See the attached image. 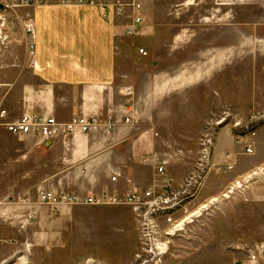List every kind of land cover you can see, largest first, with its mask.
Returning a JSON list of instances; mask_svg holds the SVG:
<instances>
[{
  "label": "rangeland",
  "instance_id": "1",
  "mask_svg": "<svg viewBox=\"0 0 264 264\" xmlns=\"http://www.w3.org/2000/svg\"><path fill=\"white\" fill-rule=\"evenodd\" d=\"M142 5L144 22L134 37L124 33L127 21L113 11L110 17L121 27L114 35L121 99L113 100V107L120 113L134 110L132 125L119 137L121 156L115 166L127 177L119 180L120 192L157 183L153 167L140 163L147 154L167 158L168 173L178 185L194 170L205 135L215 131L208 150L213 160L221 134L230 132L232 139L238 122L255 129L252 118L264 114V0H142ZM28 9L12 16L28 14ZM14 30L5 53L23 45ZM251 133L244 142L252 155L242 151L245 159L232 174L222 168L206 176L197 205L208 207L171 243L163 264H234L233 241L264 243V184L252 183L244 193L223 197L234 180L264 165V124ZM32 142L14 141L11 152L0 148V227L10 230L0 241V264H127L140 233L126 206L38 205L47 210L52 227L40 231L39 238L35 231H20L16 217L21 209L11 210L12 219L2 217L9 208L24 207L21 199L32 204L28 197H36L39 189L96 196L108 186L99 181L107 169L102 164L86 169L82 161L67 165L58 159L38 166V145ZM40 174L56 175L38 187ZM213 198L217 201L211 205Z\"/></svg>",
  "mask_w": 264,
  "mask_h": 264
},
{
  "label": "crops",
  "instance_id": "2",
  "mask_svg": "<svg viewBox=\"0 0 264 264\" xmlns=\"http://www.w3.org/2000/svg\"><path fill=\"white\" fill-rule=\"evenodd\" d=\"M27 13L33 19L35 26L33 51L26 48V43L30 40L22 30L21 19L14 18L13 31L17 28L23 45L16 46L18 49L7 50L6 53L3 50L0 53V82L12 87L2 102L0 96V106L8 112L9 119L34 112L53 116L59 122H67L80 115L104 116L107 111L116 109V106L113 107V100L121 99V86L118 85L116 76L117 38H114L115 34L121 33L119 21H104L96 9L65 4V0H46L44 5L30 8ZM119 137L115 135L110 138L104 134H97L78 137L70 142L57 140L41 144V141L34 137H16L0 130V148L5 147L11 152L14 141H35L38 145L40 167L42 164H57L58 159H62L67 165H76L82 161L86 169L102 164V168L107 169H103L106 173L102 178L99 176V181L108 183V186L101 190L108 193H125L131 190L124 189V192H120L118 184L122 176L124 181L127 177L115 166V163H120L121 156L119 152L122 141ZM242 151L240 146L233 143L230 132L223 133L214 148L213 162L223 164L224 156L230 155L236 165L239 160L245 159L241 154ZM24 156L23 154L19 158L20 162ZM110 158L114 161L112 162ZM114 173L120 175L115 184L110 181ZM55 175L40 174L38 187L43 182L48 183L49 177L52 183ZM92 178L93 175H90L88 178L90 182L95 181ZM127 187L125 185L124 188ZM20 196L18 199L21 198ZM28 199L32 203L36 202V197H28ZM14 209H21L20 214L23 215L35 212L34 219L20 229L21 232H25L24 235L27 231L30 233L35 231L39 238L40 231L52 230L45 208L35 204L21 208L12 207L9 211L5 210L2 217L6 216V219L9 215L11 218V210ZM2 230L0 227V241H3L10 232V230ZM259 238H262L261 235L256 236V239ZM239 244L250 243L241 238L233 241L232 246Z\"/></svg>",
  "mask_w": 264,
  "mask_h": 264
},
{
  "label": "built area",
  "instance_id": "3",
  "mask_svg": "<svg viewBox=\"0 0 264 264\" xmlns=\"http://www.w3.org/2000/svg\"><path fill=\"white\" fill-rule=\"evenodd\" d=\"M46 0H0V53L7 49L13 34L12 19H21V27L30 42L26 48L34 49L35 26L33 19L27 14L21 18L12 16V13L44 5ZM65 4L85 6L100 12L104 21L110 20L111 12L127 21L124 27L126 36L134 37L140 34L144 16L142 0H65ZM126 18V19H125ZM12 25V26H11ZM140 54L145 56L142 49ZM8 85L0 82V96L6 97ZM123 113V115H121ZM120 113L117 109L107 111L106 115H80L71 118L67 122H59L53 116H46L34 112L22 114L18 118L9 119L8 112L0 106V130L16 136H31L39 139L41 144L51 143L57 140L70 142L78 137L104 134L113 137L132 125L134 120L133 108H128ZM226 115V114H225ZM224 115V116H225ZM255 129L264 124V114L253 117ZM222 123V122H221ZM252 125V124H251ZM258 126V127H257ZM240 122L233 124V143L243 149L245 155H252L253 149L246 142L253 130ZM250 132V133H249ZM213 131L205 135L201 140V151L194 170L178 185H174L168 168L170 163L167 158L157 157L152 154L142 156L140 163L153 167L157 183H153L145 190L134 188L125 193L103 192L100 195L80 196L68 192H60L54 189L38 190L35 205H44L50 208L70 207L75 205H116L128 207L139 225L140 241L138 249L127 264H163L169 254L171 243L182 236L186 226L202 216V211L208 205H197L203 189V183L215 169L232 173L235 164L230 155L224 156L223 164L214 163L209 155V148L213 146ZM248 134V135H247ZM244 139L246 140L244 142ZM120 175L112 174L111 183H117ZM252 183L264 184V165L244 173L234 180L228 187L224 198L243 192ZM24 206H32L29 201L19 200ZM217 201L213 198L209 204ZM197 206H196V205ZM195 205V207H193ZM35 212L26 215L18 214L16 217L18 226L23 229L29 221L33 220ZM15 218V217H14ZM235 254L234 264H264V243L256 246L239 244L232 246ZM91 261V260H90ZM86 264H94L93 261Z\"/></svg>",
  "mask_w": 264,
  "mask_h": 264
},
{
  "label": "bare ground",
  "instance_id": "4",
  "mask_svg": "<svg viewBox=\"0 0 264 264\" xmlns=\"http://www.w3.org/2000/svg\"><path fill=\"white\" fill-rule=\"evenodd\" d=\"M21 260H25V258L24 257H22V258H20Z\"/></svg>",
  "mask_w": 264,
  "mask_h": 264
}]
</instances>
